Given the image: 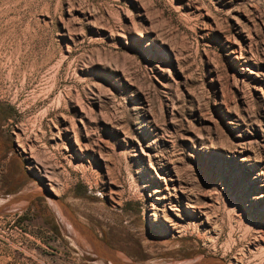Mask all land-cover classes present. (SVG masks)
Here are the masks:
<instances>
[{"label": "rangeland", "instance_id": "rangeland-1", "mask_svg": "<svg viewBox=\"0 0 264 264\" xmlns=\"http://www.w3.org/2000/svg\"><path fill=\"white\" fill-rule=\"evenodd\" d=\"M50 193L136 261L264 264V0H0V264H108Z\"/></svg>", "mask_w": 264, "mask_h": 264}, {"label": "water", "instance_id": "water-1", "mask_svg": "<svg viewBox=\"0 0 264 264\" xmlns=\"http://www.w3.org/2000/svg\"><path fill=\"white\" fill-rule=\"evenodd\" d=\"M55 199H57L62 205H64L55 194L50 193ZM35 196V194H29L26 196H18L7 203L6 206L9 205H15L20 201L23 200H29L32 199ZM3 209V208H2ZM0 212L1 209H0ZM72 225L74 226V229L72 227V231L77 234L79 231V237L82 240V247H85L86 250L96 255V257L102 259L105 263L108 264H155L151 262H140L136 261L134 259H131L127 256H124L120 253H118L113 248L109 247L103 240L98 238L90 229L82 225L75 217L72 216ZM77 233H76V232ZM77 239L78 237H76ZM165 264H226L224 260L216 257H200L193 261H173Z\"/></svg>", "mask_w": 264, "mask_h": 264}, {"label": "bare ground", "instance_id": "bare-ground-1", "mask_svg": "<svg viewBox=\"0 0 264 264\" xmlns=\"http://www.w3.org/2000/svg\"><path fill=\"white\" fill-rule=\"evenodd\" d=\"M53 186V185H52ZM42 189V188H41ZM52 191L54 190L53 187H51ZM36 190V189H35ZM38 190V189H37ZM36 192H41V191H36ZM55 192V191H54ZM57 194V193H56ZM25 196V195H24ZM52 196V195H51ZM52 198V197H51ZM52 202H54V204H56V208L58 209L60 215L63 217L64 221L67 223L68 226L73 227L74 229V226L72 225V212L70 211V209H68L65 205H62L59 201H57V199L55 198H52ZM209 219V218H208ZM181 225V224H180ZM76 232V231H75ZM77 233V232H76ZM79 231L78 233L76 234L77 235V239L76 241L79 243V244H82V240L81 238L79 237ZM232 264V263H230Z\"/></svg>", "mask_w": 264, "mask_h": 264}]
</instances>
